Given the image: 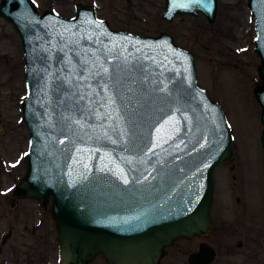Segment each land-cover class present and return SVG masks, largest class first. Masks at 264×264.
<instances>
[{
    "label": "water",
    "instance_id": "water-1",
    "mask_svg": "<svg viewBox=\"0 0 264 264\" xmlns=\"http://www.w3.org/2000/svg\"><path fill=\"white\" fill-rule=\"evenodd\" d=\"M247 6L264 148V0ZM217 10V0H164L161 16L213 22ZM0 15L20 38L26 87L27 168L13 194L51 199L60 264L98 253L110 264H158L175 239L205 236L213 169L231 158L232 138L221 105L196 82L193 52L166 31L114 29L92 4L67 17L0 0ZM213 256L202 241L189 261Z\"/></svg>",
    "mask_w": 264,
    "mask_h": 264
},
{
    "label": "rangeland",
    "instance_id": "rangeland-1",
    "mask_svg": "<svg viewBox=\"0 0 264 264\" xmlns=\"http://www.w3.org/2000/svg\"><path fill=\"white\" fill-rule=\"evenodd\" d=\"M34 2L39 13L49 8L67 17L75 14L77 4H92L96 15L106 19L113 28L152 35L166 31L177 45L191 50L196 82L221 105L232 138V157L213 170L210 209L213 236L216 238L217 233L226 232L219 224L224 218L231 189H242L245 199L249 197L248 191L253 190L250 206L264 208L262 123L260 106L252 90L260 81L257 73L260 59L253 48L254 20L247 0H217L218 10L213 22L202 14H179L165 20L161 16L164 0ZM25 93L21 41L13 25L0 15V238L11 230L1 245L0 264H60L51 199L42 207L38 199L15 197L12 191L27 168L24 154L28 131L21 111ZM227 169L237 175L236 181L231 182L225 172ZM12 198L16 200L13 206L9 203ZM261 211L255 213L258 215ZM199 239L195 236L174 240L164 248L159 264H190L188 252L196 248ZM259 241L264 242L263 235ZM256 249L252 257L264 254V249ZM219 259L213 264H220ZM86 264L109 263L98 253Z\"/></svg>",
    "mask_w": 264,
    "mask_h": 264
},
{
    "label": "flooded vegetation",
    "instance_id": "flooded-vegetation-1",
    "mask_svg": "<svg viewBox=\"0 0 264 264\" xmlns=\"http://www.w3.org/2000/svg\"><path fill=\"white\" fill-rule=\"evenodd\" d=\"M217 166L215 168H217ZM225 172L226 175L229 176L231 182L236 181L237 175L235 173H233L231 170L228 169L225 170ZM213 183H214V175H213ZM241 187L244 188L243 180L241 183ZM248 192H249V197L246 195L247 199H245L244 198L245 194L242 189H238V190L231 189L229 201L228 203H226L228 206L225 208L224 211L225 213L224 218L219 224L220 228L225 229L224 231L226 232L217 233L218 237L215 238V236H213L214 229L211 220L209 232L205 236L203 237L199 235L192 236V237L196 236L200 239L197 241L196 248L188 252L187 259L190 264L192 263L189 261V254L191 252L196 251L199 248L200 242L202 241L206 242L214 249V256L211 259V261L207 264H213L218 257L220 258L219 259L220 264H239V263L242 264L244 262L247 263L250 262V264H264V254L254 255L252 257V254H255V251H257L256 247H259L260 249H264V242L259 241L262 235L264 237V208L262 209L261 207H258L257 209H252L251 207L252 205L250 206V204L253 200L250 199V196H254L253 195L254 191L249 190ZM24 197L25 196H21L19 198H24ZM15 202H16L15 198L10 199L9 201L11 206H13ZM45 205L44 206L41 205V206L45 207ZM258 210H262V211L257 215L255 211L257 212ZM6 233H8V236L6 237L4 243L11 234V230L8 229L5 233L2 234L1 238ZM207 235H210L211 239H205ZM1 238H0V247H1L0 253L2 251L1 245L4 244L1 243Z\"/></svg>",
    "mask_w": 264,
    "mask_h": 264
}]
</instances>
